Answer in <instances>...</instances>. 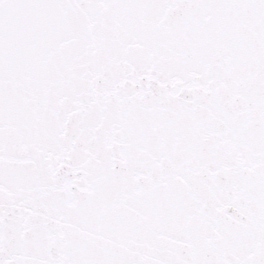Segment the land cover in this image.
<instances>
[{
    "label": "snow or ice",
    "instance_id": "obj_1",
    "mask_svg": "<svg viewBox=\"0 0 264 264\" xmlns=\"http://www.w3.org/2000/svg\"><path fill=\"white\" fill-rule=\"evenodd\" d=\"M0 264H264V0H0Z\"/></svg>",
    "mask_w": 264,
    "mask_h": 264
}]
</instances>
